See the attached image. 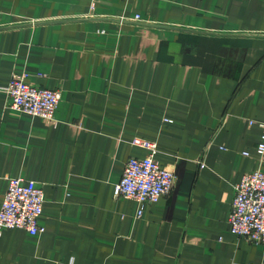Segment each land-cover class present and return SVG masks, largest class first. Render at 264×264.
I'll list each match as a JSON object with an SVG mask.
<instances>
[{
	"label": "crops",
	"instance_id": "crops-1",
	"mask_svg": "<svg viewBox=\"0 0 264 264\" xmlns=\"http://www.w3.org/2000/svg\"><path fill=\"white\" fill-rule=\"evenodd\" d=\"M22 74L59 91L52 119L9 108ZM258 122L264 0H0V203L18 176L44 200L43 232L1 231L0 264H264L227 222L264 172ZM134 139L175 174L140 217L113 195L148 154Z\"/></svg>",
	"mask_w": 264,
	"mask_h": 264
},
{
	"label": "built area",
	"instance_id": "built-area-1",
	"mask_svg": "<svg viewBox=\"0 0 264 264\" xmlns=\"http://www.w3.org/2000/svg\"><path fill=\"white\" fill-rule=\"evenodd\" d=\"M5 91L10 109L46 120L52 119L60 97L58 90L28 83L25 74L12 76ZM258 127L255 150L258 155H264V123L258 122ZM133 144L146 148L148 154L127 159L119 181L113 186V195L134 200L138 207L135 216L140 217L146 204L157 202L172 190L175 174L154 159L153 143L134 139ZM199 166L203 164L199 162ZM233 190L227 218L230 232L252 244L264 243V172L254 170L244 174ZM43 201V190L35 181L19 176L8 178L0 203V234L3 229L13 228L24 229L31 235L43 232L38 223Z\"/></svg>",
	"mask_w": 264,
	"mask_h": 264
}]
</instances>
